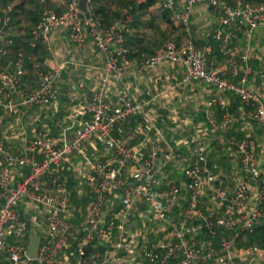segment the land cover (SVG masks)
Returning a JSON list of instances; mask_svg holds the SVG:
<instances>
[{
  "label": "built area",
  "instance_id": "built-area-1",
  "mask_svg": "<svg viewBox=\"0 0 264 264\" xmlns=\"http://www.w3.org/2000/svg\"><path fill=\"white\" fill-rule=\"evenodd\" d=\"M161 1L185 32L190 30L196 6L203 3L217 15L219 25L231 26L244 35L264 26V0L256 3ZM89 2L86 0V6ZM77 4L78 0H60L61 11L42 6L37 22L29 31L30 44L34 46L40 39L49 51V36L65 29L71 43L83 46L90 41L93 44L104 58V74L90 96H79L69 112L61 115L60 124L69 120L74 126L71 139L59 140L40 129L24 139L19 153L8 150L4 141L15 129L16 134L24 133L22 120L28 110L43 109L57 101L61 69L57 66L35 71L37 87L25 90L24 51L12 46L23 30L13 21L11 3H4L0 9V109L18 126L10 130L8 125L0 130V154L5 163L0 164V264H103L104 258L105 263L110 258L117 261L119 250L124 256L126 253L130 256L138 243L132 221L136 216L145 223L148 232L164 231L161 238L146 240L140 248L144 264H252L255 261L264 264V248L254 244L235 248L234 237L223 232L236 229L252 232L264 221V66L254 71L251 53L239 55L234 32H228L220 50L231 76L240 75L239 81L223 77L216 67L208 65V43L195 46L191 41L182 45L167 41L140 62L146 67L163 63L180 66L184 71L177 84L200 81L214 91L207 104L217 106L220 117H207L206 124L211 129L225 131L236 123L250 122L259 132V138L248 135L240 140L228 139L234 148L232 155L240 160L239 176L232 187L224 185L219 170L209 163L208 150L204 147L192 151L190 162L185 159L180 168L183 181L177 184L168 165L175 159L180 160L179 149L169 143L154 119H150L146 111L148 102L136 100L127 89L119 92L116 103L105 98L111 78L123 84L125 72L132 70L128 58L130 49L124 41L131 33V7L122 8L118 17L103 26L93 13H82ZM221 34V29H214V35ZM252 74L260 80L256 88L249 82ZM228 94L237 98V114L228 110ZM139 116L142 123L134 126L133 144L114 134L117 123L130 125L132 117ZM200 127L198 135L204 130L203 125ZM93 144L112 151V157L89 159L86 150ZM181 144L187 150L190 148L187 140ZM70 155H79L87 163L81 177L77 176L78 187H85L82 189L86 197L85 204L77 209L80 212L77 227L72 221L75 208L71 207L68 179L63 173L64 161ZM23 167L26 172H19ZM127 168L129 174L125 177ZM116 193L120 194V203L110 209L111 195ZM205 194L211 196L213 205L201 199ZM139 205L147 209L146 214ZM19 206L34 208L44 217L45 227L39 235L34 259L26 255L29 221L27 217H20ZM151 219L159 225L157 229H153ZM196 229H204L208 238L194 235ZM106 238L115 240L113 248L98 260L99 254L87 251V246ZM70 247L73 249L69 250ZM68 255L74 259L70 261Z\"/></svg>",
  "mask_w": 264,
  "mask_h": 264
},
{
  "label": "crops",
  "instance_id": "crops-1",
  "mask_svg": "<svg viewBox=\"0 0 264 264\" xmlns=\"http://www.w3.org/2000/svg\"><path fill=\"white\" fill-rule=\"evenodd\" d=\"M40 9L46 4H50L53 8H55L56 11H61L62 6L60 5V0H44L43 2H39ZM147 1H151V4L147 6L144 9H137V6L139 3H147ZM36 2V0H35ZM42 4V6L40 5ZM35 4V3H34ZM26 6L23 5L26 10L27 14L26 17H29V21H27V24H29V28H27V35H28V29H30L34 24V19H38L40 14V9L38 7L34 6ZM131 7V33L127 34L125 36V44L130 49V64L132 67V70H129L125 72V76L123 79V84L119 81H117L114 78H111L110 85L106 89L105 98L110 101L111 103H116L119 101L120 91L123 89H127L128 92L132 93L133 96L136 98V100H142L147 101L148 106L146 108V111L148 114H154L157 115V120L154 119L156 122V127L159 129L164 128L166 129L165 135L170 134V131H174V127L180 126L179 129L177 128L173 133L175 134V137L178 139V141H183L180 139L182 137L185 131L188 133V130H193L194 133L191 135L197 140H201L202 134H207L210 136L211 144H213V148H217V150L220 149L222 151L219 153V155H215L213 149H211L210 146L207 145L208 150V161L209 163L215 162L217 164H211L215 169L216 167H224L227 170L226 176L227 179L231 177V173H233V166H237L236 176H239V168H240V160L239 157L233 156L234 148L233 146L228 144V139L234 138L236 136V129L238 126H240L242 123H236L233 127L229 128L228 130H225L224 133H214L212 131H215L217 129H211V127L206 124V122H203V120H197L201 115L200 112H202L203 119H207L209 115L214 116L216 119H219L220 117V111L217 108V106H208V101L213 97L215 94L214 91L209 89L207 86L203 85L200 81H194L187 85H179L177 84V81L180 80L182 73L179 77V80H174L170 83L163 84L161 86V90L159 93H153L152 88H156V86L152 83H148V80L150 77H148V70L155 72V75H158L159 73L156 72V67H146L144 65H141V61L144 60L146 57H148L150 54L154 52V50L167 41L175 42L177 45H182L186 41H191L195 46H201L204 43L209 44V54H208V65L216 67L223 77H226L228 79H231L233 81H239V76H231L229 66L226 60V57L222 54L220 50V45L227 41V35L228 32H234L236 37H241V32L237 29H234L233 27H224L218 24L217 21V15L214 13V11L206 4H198L194 10V13L191 16V25L190 30L188 32H185L183 30V27L180 25L179 21L173 17L171 11L165 9L162 6L161 0H97L92 5H88L87 9L89 12L93 13L96 10H102L98 14V16L101 18V24L103 26L109 24L111 21H113L116 17L119 16L120 11L124 7ZM95 10V11H94ZM19 13L14 14L13 20L14 22L20 24L23 20L24 15ZM264 27V26H263ZM221 29L222 34L220 36L214 35V29ZM262 28V27H258ZM257 28V29H258ZM25 32L23 31V34L14 39L13 44L14 45H23L24 47V55H30L31 62H33V66L28 69V74L24 78V82H28V89L33 90L37 87V79L35 76H33V73L38 70H48L53 67H59L61 69V80L59 82V98H57L56 105L55 103L50 105V114L53 116L51 118L53 121L56 120L54 118L55 111L57 113H61V111L66 112V114L69 112V107H71L73 104L77 102V98L79 96H82V93L88 94L90 96L94 91L95 87L98 85L101 77L103 76V68H104V58L103 56L96 50V48L93 46V44L88 41L83 46H77L68 39L67 32L65 29H59L52 33L49 36V39L47 41V44L50 47V50L47 51L44 43L38 39L35 42L34 46H31V38H24ZM264 37V36H263ZM190 39V40H187ZM247 42H242L241 40H235L234 44L238 46L240 50V54L244 52H251L252 57H250V63L254 69V71L259 70L261 67L264 66V55H260L256 53L257 51L255 46H251ZM26 45V47H25ZM258 52V51H257ZM239 55L237 56L239 58ZM258 55L259 58H256ZM24 56V57H25ZM26 60V59H25ZM26 63V62H25ZM172 66V70L169 71V74L171 78H176L179 76L177 73L179 72L178 68L180 66ZM155 70V71H154ZM255 74L250 75V83L253 79V81L256 82L257 85H259V78H257ZM127 78V79H126ZM159 78H162L160 76ZM158 78V79H159ZM168 77L165 76L163 79H167ZM182 88L185 89L187 96L180 95L176 91H171L173 88ZM169 88V90H168ZM80 93V95H79ZM79 95L78 97H76ZM87 96V97H88ZM170 97V98H169ZM176 97V101L172 102V98ZM159 98V99H158ZM165 100L164 102L160 101V99ZM227 105L228 107L235 104L237 101V98L235 95H227L226 96ZM236 108L232 113L237 114L238 113V103H236ZM55 106V107H53ZM53 110H52V109ZM56 108V109H55ZM173 108L175 110H173ZM55 109V110H54ZM42 110V109H39ZM56 113V114H57ZM64 115V114H60ZM59 115V116H60ZM134 119H137V122L133 121ZM140 116L132 117L131 124L130 125H124V123L119 122L117 123V129L118 131L114 132L115 135H118L120 137H127L132 138V140L128 141V144H133L136 140V132H135V125L141 124L142 119ZM4 119V121H3ZM3 119H0V130L3 129V125L6 124V119L3 117ZM50 119V118H48ZM50 119V120H51ZM52 121V124L48 128H37L35 131L40 129L47 130L50 134H52L54 137L58 138L60 140V131L64 128V125L66 128L69 127L70 131V138L73 136V130L74 126L73 124L68 120L67 122L60 124ZM165 122L168 123V126L165 125ZM174 122V125H172ZM57 123V124H56ZM70 123L71 127L66 125ZM203 125L204 130L207 132H200L199 135L197 133V130L199 127ZM53 126H59L60 128L57 129L56 133H52ZM134 127V128H133ZM161 127V128H160ZM256 127V126H255ZM202 127H200L201 129ZM212 130V131H211ZM255 132L252 134L251 132L246 134L244 138H246L248 135L251 137L259 138V132L257 127L255 128ZM219 131V130H217ZM223 132V131H220ZM218 137H221L220 140H217ZM184 139V138H183ZM236 139V138H235ZM243 139V138H241ZM6 140L4 141L5 147L10 150L11 152H21L24 146V141L22 144H19V147H16V149L11 148L10 145H6ZM66 140V139H64ZM186 140V139H184ZM224 140V141H223ZM240 140V139H239ZM170 141V140H169ZM221 143L225 144V148L221 146ZM180 144V143H179ZM220 144V147H219ZM91 146V145H89ZM89 146L87 148H89ZM93 146L97 148H101L99 144H93ZM94 147V148H95ZM180 148H183L182 144H180ZM98 150V149H97ZM210 152V153H209ZM218 157V159H215ZM223 160V163L219 165V159ZM91 159V158H90ZM237 159V160H236ZM234 160V161H233ZM0 164L3 166L5 163L3 162V156L0 154ZM65 168H71V175L74 176L76 182H75V195H72L70 192V201L71 198L74 200V204L71 201V205L76 209L80 208L79 206H82L86 202V197L84 196V190L83 192H80L78 187V184L80 182V178H78L76 174L73 172V168L69 164L64 163V175ZM19 172L22 171L26 172V168H20L18 169ZM236 177V178H237ZM226 185V184H224ZM227 186V185H226ZM83 189L85 187H82ZM206 195V194H205ZM204 195V196H205ZM208 195V194H207ZM253 202L254 199L252 197ZM120 201L114 202V205L112 208H115L119 205ZM30 208V207H29ZM139 209L143 213H147V209L144 206L139 205ZM19 215L20 217H26L27 210L23 209L22 207H18ZM32 211H36L37 215L34 218L28 217V225H29V235H40L41 231L45 227L44 223V217L42 213L38 210H35L32 208ZM25 212V213H24ZM133 225H135V228H133V232H137L138 236L137 239L138 243L135 246L136 248H139L137 250H140V248L143 246V244L146 242V240H140V233H147L148 230L145 228V223L141 221L139 217L133 218ZM196 225V222L194 223ZM143 226V229H142ZM134 227V226H133ZM197 228V227H196ZM161 232L162 235H158L160 238L163 236L164 231H157ZM154 232V233H157ZM226 236H232L234 237V240H237V246H247V245H257L261 248H264V221L257 224L252 232L249 231H238V230H231V231H223ZM194 235L201 236L204 238L202 234L201 229H196L194 232ZM244 240V241H243ZM252 242V243H251ZM101 244L102 243H98ZM216 244V241H215ZM97 246L96 243H90L87 246L88 247H94ZM104 246V245H103ZM236 247V246H234ZM236 247V248H239ZM99 249L101 247H98ZM71 249V247L69 248ZM104 255L102 256V259L106 257V253L109 251L107 249L102 248ZM93 251V250H90ZM121 254V255H120ZM123 251L119 250L117 252V261L116 260H109L108 263L111 262L113 264H118L119 260L122 258V260H125L126 258L132 257L130 260L133 261L135 259V253L131 254V256H124ZM106 258L102 260L103 263H105ZM106 264V263H105ZM252 264H257L255 261Z\"/></svg>",
  "mask_w": 264,
  "mask_h": 264
},
{
  "label": "rangeland",
  "instance_id": "rangeland-1",
  "mask_svg": "<svg viewBox=\"0 0 264 264\" xmlns=\"http://www.w3.org/2000/svg\"><path fill=\"white\" fill-rule=\"evenodd\" d=\"M7 2L8 3H11L12 4V7H13V16H14V14H16V13H19V11H20V7H19V5L20 4H22V5H26V6H31V5H33L34 3V6L33 7H38L39 6V3H38V1L36 0V2H35V0H7ZM39 2H41L40 0H39ZM252 3H256L255 2V0L254 1H251ZM4 3H6V1H4V0H0V9L2 8V6L4 5ZM40 5L42 6V4L40 3ZM43 6H47V7H51V8H53L50 4L48 5V4H46V5H44V2H43ZM42 8V7H41ZM38 9H40V7H38ZM53 9H55V8H53ZM41 10V9H40ZM20 14L21 15H24V17H23V20L21 21V23L20 24H18V23H15V24H17V25H19V28H21L24 32H25V34H24V38H26L27 39V28H29V24H27V21H29V17L27 16L26 17V14H22V12H20ZM191 25V24H190ZM241 32V31H240ZM241 37H236L235 39H234V41L237 39H239V40H241L242 42H247V40H248V44L249 45H251V46H255L256 47V49H257V51H255L256 53H258V54H260L261 56L262 55H264V27H262V28H258V29H254V30H252L250 33H247V34H243L242 32H241ZM187 40H190V39H187ZM13 42H14V40H13ZM13 42H12V44H13ZM187 42V41H186ZM185 43V42H184ZM183 43V44H184ZM251 43V44H250ZM14 45V44H13ZM251 53V52H250ZM252 54V53H251ZM263 57V56H262ZM176 67V66H175ZM175 67H174V69H175ZM179 67V66H178ZM149 68H152V67H149ZM173 68H172V66L171 65H169V64H167V63H163L162 65H160V66H158V67H156V72L157 73H159L158 75H155L154 73L155 72H153V71H149L148 70V77H150L149 78V80H148V83H152V84H154L155 86H156V88H152V92L153 93H159V91L161 90V86L163 85V84H166V83H170L171 82V79H172V82L175 80H179V77H180V75H181V72H183L184 70H183V68L182 67H180V68H178V69H176V70H178L179 72L177 73L179 76H177L175 79L174 78H171V76H170V74H169V71L170 70H172ZM154 70V71H155ZM160 76H162V78H159ZM165 76H167L168 78L167 79H163V77H165ZM35 78H36V76H35ZM159 78V79H158ZM37 79V78H36ZM127 79V78H126ZM23 85H24V89L25 90H29L28 89V82H23ZM250 85L252 86V88H256L258 85L256 84V82L255 81H253V79H252V81H251V83H250ZM168 90H169V88H168ZM171 91H176L177 93H181L182 94V91H183V96H187L188 97V92L186 93V91H185V89H182L181 87L180 88H178V87H176V88H173V89H171ZM92 93V92H91ZM83 95H85V96H88V94H85V93H82ZM180 94V95H181ZM79 95H80V93H79ZM79 95H77L76 97H78ZM58 98H59V96H58ZM170 98V97H169ZM159 99V98H158ZM164 99V98H163ZM162 98L160 99V101L162 102H164L165 100H163ZM177 99H176V97L175 98H172V100H170V101H172V102H175ZM57 103L55 102V105H56ZM53 107H55V106H53ZM52 109V108H51ZM56 109V108H55ZM54 109V110H55ZM53 110V109H52ZM173 110H175L174 108H173ZM55 113V116H56V113H57V111H55L54 112ZM60 114H64V115H66V112H64V111H61V113ZM54 116V117H55ZM3 117H5V118H8L9 117V115H6V114H3V112H2V110L0 109V119H3ZM141 117V116H140ZM149 117H150V119H156L157 120V115H154L153 113L152 114H149ZM48 118H53V116L50 114V107H46V108H43L42 110H38V109H36V108H34V109H31V110H28L27 112H26V116L23 118V131H24V133H21V134H16L17 132H16V129H15V127L16 128H18V126L15 124V123H12V120H10V119H6L5 121H6V124H4L3 125V128L4 127H7L8 125H9V127H10V130L12 129V128H14L15 129V131H13L12 133H10V135L8 136V138H7V140H6V145L8 146V145H10L11 144V148L12 149H16V147H19V144H22L23 143V141H24V139H28V138H30L33 134H34V132H36L35 130L37 129V128H48L51 124H52V119L50 120V119H48ZM138 118V117H137ZM54 119H56V120H54L53 122H54V125H55V122H57V123H59L60 121H61V115L60 116H58L57 118H54ZM140 120L142 119V118H139ZM3 121H4V119H3ZM133 121L134 122H137V119H133ZM142 121V120H141ZM56 123V124H57ZM66 125H68V126H70L71 127V125H70V123H68V124H66ZM155 125H156V122H155ZM165 125L166 126H168V123L167 122H165ZM157 126V125H156ZM179 125L177 126V127H174L175 129H174V131L178 128L179 129ZM58 128H60L59 126H53V128H52V133H56V131H57V129ZM158 128V127H157ZM161 128V127H160ZM255 125L253 124V123H250V122H246V123H243V124H241L240 126H238L237 127V129H236V136L234 137V139L236 138V139H241V138H244V136L246 135V134H248V132L250 133H254L256 130H255ZM159 129V128H158ZM161 130H162V132L165 134V132H166V129H164V128H161ZM218 130V129H217ZM217 130H215V131H212V132H214V133H217V134H219V133H224V131L223 132H220V130L219 131H217ZM69 131H70V129H69V127L68 128H66L65 127V125H64V128L62 129V131H60V140H64V139H68V138H70L71 136H70V133H69ZM173 131V132H174ZM172 132V133H173ZM202 132H207V131H202ZM171 133V132H170ZM184 133H186V134H184L182 137H180V139H182V140H184V139H186L187 141L189 140V132L187 133L186 131L184 132ZM174 134V133H173ZM118 136V135H117ZM184 138V139H183ZM220 138L221 137H218L217 138V140H220ZM192 139H194L193 137H192ZM122 140L124 141V142H126V143H128V141H130V140H132V138H127V137H122ZM211 140L212 139H210V136H208L207 134H202L201 135V140H194L193 141V143L192 144H190V148L187 150L185 147H183V149L182 148H180L179 150H178V153L180 154V160L177 162V159H175V160H173L169 165H168V168L170 169V173H172L171 175H173V177H174V179H176V180H178V183H180L181 181H183V177L181 176V174H180V168H181V166H182V164H184V162H185V159H186V161L188 160V162H190L191 161V159H192V151L193 150H197V149H200V147H207V145L208 146H210L211 147V149H213L214 151H210V152H214L215 153V155H219V153H221L222 151H220V149L219 150H217V148L218 147H216V148H213V144H211ZM224 141V140H223ZM196 142H198L197 144H195ZM169 143L172 145V146H174V148L175 149H177V148H179L180 147V144L182 143V141H178V139L175 137V134L172 136V139H170V141H169ZM180 143V144H179ZM183 146V145H182ZM221 146H223L224 148H225V144H223V143H221ZM9 147V146H8ZM95 146H93V145H91V146H89V148H87V150H86V155L88 156V158L90 159L91 158V160H94V159H100V160H106V159H109V158H111L112 157V151H110V150H106V149H104V148H97L96 149V147L94 148ZM219 147H220V144H219ZM10 148V147H9ZM209 152V153H210ZM182 157H184V158H182ZM189 157H190V159H189ZM215 159H218V157H216ZM220 161H219V165L221 164V163H223V160L221 159V157H220V159H219ZM237 160V159H236ZM234 161V160H233ZM217 161H215V162H211L210 164H217L216 163ZM64 163L65 164H69L72 168H73V172H74V174H76V175H78L79 177H81V175H82V173L85 171V169H87V163H84V161H83V159L81 158V156H79V155H70L65 161H64ZM216 169L217 170H219V172H220V174H221V178L223 179V181H224V184H226L227 186H229V187H232L234 184H235V181H236V171H237V166H233V173H231V177L229 178V179H227V176H226V174L225 173H227V170L222 166V167H216ZM20 172H22V171H20ZM124 175H125V177L126 176H128V174H129V168H127V169H125V171H124ZM15 174V173H14ZM17 174V173H16ZM83 189L81 188V186H80V189H79V191L80 192H83L82 191ZM203 201H205V202H207V203H210L211 205H213L212 204V199H211V196L208 194H206L205 196H202V198H201ZM120 201V194L119 193H116V194H114V195H111V202H113V204H112V206L114 205V202H117V201ZM71 201L73 202V204L75 203L74 202V200H73V198H71ZM70 201V202H71ZM71 204V203H70ZM24 205V204H23ZM112 206L110 207V209H113L112 208ZM181 207H183V204L182 205H180ZM71 207L73 208V205H71ZM23 209H26L27 210V214L25 215L26 217L28 216V217H31V218H34L37 214V212L36 211H32V209L31 210H29V208H27V207H24L23 206ZM23 209H22V211H23ZM148 220H149V218H148ZM150 223H152V227H153V229H157V227H159V225H157L154 221H152V219L150 220ZM158 231H161V230H158ZM135 235H137L138 236V233L136 232L135 233ZM141 238H140V240L142 239V240H149V236H148V234L146 233H143V232H141L140 233V235H139ZM156 237H158V235L156 236ZM158 238H160V237H158ZM168 239H171V237H169ZM237 240H234V246H236V247H239V246H237V242H236ZM244 241V240H243ZM97 242H101L102 243V245L101 244H98V243H96V245L97 246H94L93 247V251H96L99 255H98V260L100 259H102V256L104 255V253L102 254L101 253V251L99 250V248L98 247H101V248H104V249H107V250H111L112 248H113V243L115 242V240H113L112 238H106L105 240H103V239H101V240H98ZM252 243V242H251ZM104 245V246H103ZM235 247V248H236ZM137 249H139V248H136V247H134V248H132V253H135V259H133V261H131L130 259L132 258V257H130L129 259L128 258H126L125 260H122V258L119 260V263L118 264H144V261H143V259H142V256H141V253L139 252V250H137ZM131 253V254H132ZM117 254V253H116ZM121 255V254H120ZM126 256L128 257V254L126 253ZM131 256V255H130ZM64 257H65V255H64ZM111 260H112V258H110ZM110 260V261H111ZM101 262V261H100ZM103 264H105V263H103ZM106 264H113V263H111V262H109V263H106Z\"/></svg>",
  "mask_w": 264,
  "mask_h": 264
},
{
  "label": "trees",
  "instance_id": "trees-1",
  "mask_svg": "<svg viewBox=\"0 0 264 264\" xmlns=\"http://www.w3.org/2000/svg\"><path fill=\"white\" fill-rule=\"evenodd\" d=\"M4 1H6L7 2V0H4ZM95 1H97V0H90V2H89V5H92ZM248 1H254V0H248ZM258 2V1H260V0H255V2ZM151 4V1H147V3H139V5L137 6V9H144V8H146L147 6H149ZM19 7H20V11L22 12V14H27V10H26V8L22 5V4H20L19 5ZM95 11V10H94ZM100 11H102L101 9L100 10H96L95 12H93V14H94V16H96L99 20H100V23H101V18L98 16V14L97 13H99ZM37 20L38 19H36V21H35V19H34V22L36 23L37 22ZM14 21V20H13ZM16 23V22H15ZM31 29V28H30ZM30 29H28V32L30 31ZM29 33H28V35H27V38H29ZM13 46V49H18V48H21V49H23L24 50V47H23V45H12ZM25 47H26V45H25ZM130 57V53L128 54V58ZM25 68H26V70H27V72H28V69L29 68H31L32 66H33V62H31V57H30V55H26L25 56ZM28 74V73H27ZM26 74V75H27ZM26 75L24 76V78L26 77ZM33 76H35V72L33 73ZM24 78H23V82H24ZM228 95H231V94H228ZM236 97V96H235ZM236 103H238V102H236ZM233 104L232 106L233 107H231V105L228 107V110L232 113L233 111H234V109L236 108V105L237 104ZM232 114H234V113H232ZM60 115V113H57L56 114V116L55 117H58ZM200 117L197 119V120H203V122H206V119H203L204 117H203V113L202 112H200ZM8 119H10V120H12L13 118L11 117V116H9L8 117ZM134 119V118H133ZM124 125H127V124H124ZM172 125H174V122H173V124ZM116 130H117V127H116V129H115V131L114 132H116ZM171 132V131H170ZM188 132H189V140H188V142L190 143V144H192L193 143V141L194 140H197V138H195V139H190L191 138V135L194 133V131L193 130H188ZM174 134L171 132L170 134H168V135H165L167 138H168V140H170V139H172V136H173ZM199 140V139H198ZM197 140V141H198ZM198 142H196L195 144H197ZM183 149V148H182ZM182 158H184V157H182ZM71 168H65V173H67L66 174V177H67V179H68V185H69V189H70V192H71V194L72 195H75V182H76V180H75V178H74V176H72L71 175V170H70ZM172 177H173V175H172ZM175 181H176V183L178 184V180H176L175 179ZM80 207V206H79ZM72 221H73V223L75 224V227H77L78 226V224H79V221H80V212L79 211H77V209L76 210H73V212H72ZM237 230V229H236ZM234 231V230H233ZM81 232V230L80 229H78L77 230V233L79 234ZM202 234L204 235L203 237L204 238H208V235L206 234V232H205V230L204 229H202ZM157 235H162V233L161 232H157V233H154L153 231H151V232H148V236H149V240H156V238H158V237H156ZM27 236V235H26ZM25 236V237H26ZM27 238V237H26ZM28 239V238H27ZM215 239H212V242L213 243H215ZM73 249V247H71V249H69V250H72ZM90 250H93V247H88V249H87V251H90ZM101 252H103V250H102V248H100L99 249ZM68 258L70 259V261L71 260H73L74 259V257L73 256H69L68 255Z\"/></svg>",
  "mask_w": 264,
  "mask_h": 264
},
{
  "label": "water",
  "instance_id": "water-1",
  "mask_svg": "<svg viewBox=\"0 0 264 264\" xmlns=\"http://www.w3.org/2000/svg\"><path fill=\"white\" fill-rule=\"evenodd\" d=\"M77 8L82 12H88L86 6V0H78ZM248 28V26H246ZM40 241V237L38 235H29L26 245V255L30 259H34L37 253V247Z\"/></svg>",
  "mask_w": 264,
  "mask_h": 264
}]
</instances>
